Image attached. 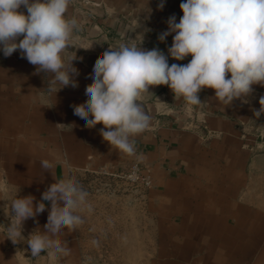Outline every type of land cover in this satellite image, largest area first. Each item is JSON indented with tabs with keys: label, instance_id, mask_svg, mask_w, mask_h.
Returning a JSON list of instances; mask_svg holds the SVG:
<instances>
[{
	"label": "crops",
	"instance_id": "obj_1",
	"mask_svg": "<svg viewBox=\"0 0 264 264\" xmlns=\"http://www.w3.org/2000/svg\"><path fill=\"white\" fill-rule=\"evenodd\" d=\"M182 2L163 0L161 9V0H71L67 16L77 19L79 29L64 58L76 55L77 87L50 93L49 75L37 72L19 49L9 57L0 51V216H9L4 209L16 195L34 197V206L45 204L44 212L22 222L16 243L0 225V264H47L46 251L31 256L27 239L45 231L51 202L42 194L51 184L101 168L124 170L133 162L152 174L153 185L144 203H134L141 218L131 220L138 229L130 248L121 251L123 258L140 260L136 264H264V141L259 135L264 114L255 115L264 86L254 84L248 96L230 105L215 98L211 88L198 93L200 105H189L167 85L149 86L142 102L151 123L134 137V155L104 141L102 124L87 128L74 115L73 106L88 98L86 86L104 51L128 43L168 56L175 33L163 42L159 36L168 31L171 16L179 22ZM18 11L27 15L23 6ZM191 58L169 56L168 63L183 65ZM44 160L53 165L48 171L41 166ZM53 238L70 248L60 264H92L80 226Z\"/></svg>",
	"mask_w": 264,
	"mask_h": 264
},
{
	"label": "clouds",
	"instance_id": "obj_2",
	"mask_svg": "<svg viewBox=\"0 0 264 264\" xmlns=\"http://www.w3.org/2000/svg\"><path fill=\"white\" fill-rule=\"evenodd\" d=\"M71 0H0V51L5 57L18 49L37 72L50 77L48 92L71 85L78 70L67 62L64 53L73 45L79 29L77 19L69 18ZM23 6L27 15L18 9ZM163 0L159 8H163ZM179 22L171 16L168 31L159 40L175 33L168 56L157 48L144 50L136 44L119 43L104 51L95 61L92 83L86 86L87 100L75 105L74 115L85 127L102 124L100 134L112 148L127 155L136 153L134 137L150 127L151 116L143 104L149 86L167 85L175 97L189 105H200L198 93L204 88L215 91V98L225 105L248 96L254 84L264 86V0H184ZM19 37H23L19 39ZM187 64L169 65L168 57ZM230 74V78L228 77ZM62 85L58 90L51 85ZM261 108L264 113V96ZM61 129L69 125L57 124ZM48 171L52 163L44 160ZM3 191L6 193L7 188ZM89 193L74 178L51 184L42 200L51 202L45 231H35L27 239L33 258L46 251L47 264H60L70 254L66 243L53 237L67 228L75 231L84 223L82 212H91ZM7 200V199H4ZM34 197L18 198L5 206L11 226L5 230L13 243L21 236L22 222L45 211V204L33 205ZM14 213V215H12ZM94 243H96L94 241Z\"/></svg>",
	"mask_w": 264,
	"mask_h": 264
},
{
	"label": "rangeland",
	"instance_id": "obj_3",
	"mask_svg": "<svg viewBox=\"0 0 264 264\" xmlns=\"http://www.w3.org/2000/svg\"><path fill=\"white\" fill-rule=\"evenodd\" d=\"M74 179L89 193L87 200L92 210L81 213L84 223L80 228L92 264H136L140 261L121 255L124 247L130 248L133 231L138 229L131 226V220L141 218L134 208L136 195L132 186L123 181L118 185H104L110 180L99 172L78 173Z\"/></svg>",
	"mask_w": 264,
	"mask_h": 264
},
{
	"label": "built area",
	"instance_id": "obj_4",
	"mask_svg": "<svg viewBox=\"0 0 264 264\" xmlns=\"http://www.w3.org/2000/svg\"><path fill=\"white\" fill-rule=\"evenodd\" d=\"M192 125L195 127L194 122L192 121ZM215 133L214 130H208V135H213ZM259 135L264 141V123L259 130ZM95 172H99L103 175V178L110 180L105 181L103 184L107 186H113L114 183L116 185L121 184L119 182H127L132 186V191L135 193V201H139L141 203L145 202V197L147 194L148 189H150L153 185V177L152 174L145 170L143 164L139 162L131 163L126 169L124 170H111L110 168H101ZM115 182H111L112 180Z\"/></svg>",
	"mask_w": 264,
	"mask_h": 264
},
{
	"label": "water",
	"instance_id": "obj_5",
	"mask_svg": "<svg viewBox=\"0 0 264 264\" xmlns=\"http://www.w3.org/2000/svg\"><path fill=\"white\" fill-rule=\"evenodd\" d=\"M0 225H2L5 230H7L11 226V217L0 216Z\"/></svg>",
	"mask_w": 264,
	"mask_h": 264
}]
</instances>
